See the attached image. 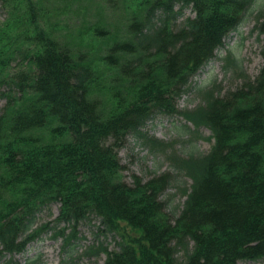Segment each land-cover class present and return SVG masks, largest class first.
<instances>
[{"label": "trees", "instance_id": "1", "mask_svg": "<svg viewBox=\"0 0 264 264\" xmlns=\"http://www.w3.org/2000/svg\"><path fill=\"white\" fill-rule=\"evenodd\" d=\"M263 2L0 0V264H21L13 254L45 237L60 241L64 264L85 238L80 228L93 238L82 256L102 253L104 264L264 263ZM254 10L257 74L233 68L228 52L225 68L240 85L223 92L212 82L202 92L195 77ZM192 91L201 104L178 110ZM177 116L197 129L173 127L190 139L176 152L177 141L145 127ZM201 126L213 139L206 151L195 146ZM128 141L156 163L131 184L118 159ZM183 177L189 189L176 186ZM172 189L181 207L171 206ZM52 206L55 219L39 224Z\"/></svg>", "mask_w": 264, "mask_h": 264}, {"label": "rangeland", "instance_id": "2", "mask_svg": "<svg viewBox=\"0 0 264 264\" xmlns=\"http://www.w3.org/2000/svg\"><path fill=\"white\" fill-rule=\"evenodd\" d=\"M259 1L262 2L264 0H258L257 5H259ZM264 4V2H263ZM259 9V8H257ZM255 10L252 11L248 19L242 24L241 28L230 35V37L226 40L227 47L223 50L217 52V59L212 61L202 73H199L198 76L194 79L196 83L195 86L203 89L212 85V82L215 85H220L223 89V92L227 89H234L238 87L241 83V80L236 77L237 73H233L232 68L226 69L224 59L226 58L228 52H230L232 59L235 62V66L233 68H240L241 71L248 77L254 78L257 74L258 69L263 63V59L261 56V50L263 48V41H261L262 37L257 36V32L255 31ZM6 11L0 5V23L6 19ZM109 14L111 16V22L116 24L119 20L118 13L114 10ZM184 17H193V13L190 10H186L184 12ZM78 16L74 17L73 20L70 22V26L73 27L75 30L79 28L78 23ZM259 39V40H258ZM11 73L16 71V67L14 62L11 63ZM5 102L3 99H0V113L4 106ZM201 104V93L199 91H192L188 95H184L180 100L177 101V109L180 111L183 110H192ZM185 121L180 117L177 116L175 118H167L161 117L153 119L152 121L148 122L147 126L145 127V131L149 136H153L163 142L169 144L173 141H177V145L173 148L174 151H178L180 148H185L184 150H188L190 147V139L186 136H179L176 138V134H174L173 127L177 124H185ZM202 138L197 139L195 142V146L200 151H206L210 148L212 144L211 141H207L204 139L205 137H210L209 132L206 131L203 127L198 129ZM176 138V139H174ZM183 144L182 142H187ZM118 159L120 164L123 166V180L127 184L132 183V175L139 176L143 180L147 179L149 173L152 171L153 166L156 164L153 158L150 155H147V152L141 149L139 146L135 145L132 142L128 141L127 145L123 149L118 152ZM160 171H167L168 163L164 162L161 165ZM186 181V182H185ZM190 182L186 178H180L176 186L179 188L185 187L189 189ZM169 198L171 200V206H182L184 201V197L180 195L179 191L169 190L167 192ZM56 210L57 207H52V211L49 214L45 211L40 215L39 224L48 223L53 221L56 217ZM52 212V213H51ZM84 236L86 237L82 243H80L77 251H75L70 257L67 258L64 264H103L104 256L99 255L98 258H86L82 256V250L84 246H87L91 239L89 236V232L80 228ZM49 237H45L41 242H37L31 244L27 251L24 254L15 257L22 264H26L27 259H32L33 261H38L35 264H62L59 262V245L60 241H49L47 240ZM108 249L114 247V239L109 238L107 239ZM239 264H264V263H257V262H246V263H239Z\"/></svg>", "mask_w": 264, "mask_h": 264}]
</instances>
